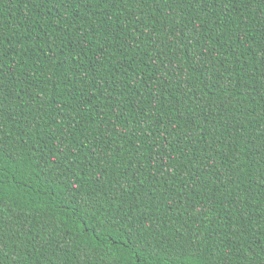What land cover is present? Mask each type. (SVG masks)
<instances>
[{
	"label": "trees",
	"instance_id": "trees-1",
	"mask_svg": "<svg viewBox=\"0 0 264 264\" xmlns=\"http://www.w3.org/2000/svg\"><path fill=\"white\" fill-rule=\"evenodd\" d=\"M0 264H264V0H0Z\"/></svg>",
	"mask_w": 264,
	"mask_h": 264
}]
</instances>
